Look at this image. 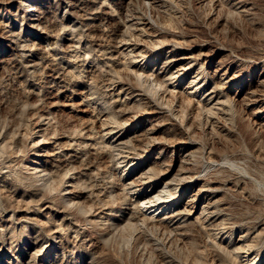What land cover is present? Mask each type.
<instances>
[{
	"label": "rangeland",
	"instance_id": "obj_1",
	"mask_svg": "<svg viewBox=\"0 0 264 264\" xmlns=\"http://www.w3.org/2000/svg\"><path fill=\"white\" fill-rule=\"evenodd\" d=\"M186 143L214 213L164 228L136 202ZM0 264H264V0H0Z\"/></svg>",
	"mask_w": 264,
	"mask_h": 264
},
{
	"label": "bare ground",
	"instance_id": "obj_2",
	"mask_svg": "<svg viewBox=\"0 0 264 264\" xmlns=\"http://www.w3.org/2000/svg\"><path fill=\"white\" fill-rule=\"evenodd\" d=\"M198 64H200L199 59H197L195 56H193L190 53H181V54L177 53V52L172 53L168 57V59L166 60L164 67H163L162 73H165V77L160 78V79L157 78L156 81H157L159 86H162V85L165 86L166 83H168L170 79H177V80L187 79V77L189 76V72L191 70H195L196 67L198 66ZM220 72H221L220 68H215L213 70L207 71L208 75L210 77H212L213 79L217 78L219 76ZM162 73H158L157 76H161ZM201 74L202 73L198 71L197 76L194 79H192V81L190 82V85L198 86L200 83V82H198V80L200 79ZM226 74H227V71L225 73H223L220 78L222 80L226 79L227 78ZM193 75H194V73H193ZM204 87H205V85L199 86V88L202 90L205 89ZM135 95L139 96L141 94H139V92H138ZM207 95H208V97L210 96L209 101L212 102L214 105L217 106V105H220L222 103L219 98H216L213 95L212 92L209 91L207 93ZM253 100H255V99H253ZM258 100H259V98H258ZM250 106H251V104H250ZM150 116L153 117L152 115H150ZM137 120L141 121V119H137ZM148 128L149 129L144 128L145 130H142L140 135H138V137H141L142 136L141 134L144 132V133H147L148 135L151 136V145L147 150H145V153L153 152L156 148L160 147L161 143L163 142L162 140L160 142V140L159 139L157 140L156 139L157 137L154 136L155 135L154 131L156 130V128H154L152 126L148 127ZM143 136H144V134H143ZM120 143H122V142H120ZM163 143H164V145H166L165 142H163ZM187 144L188 143H186L184 145V147L182 149H180L177 154L173 153L174 155L172 158V164H170V165H166L165 157L163 155L165 153L167 147L165 148V146H164L161 148L159 153L157 152V156H156L157 161L155 162V166H160L163 169V170L161 169L160 176L164 177L166 179L165 183H164V187L161 190H156V191L154 190L153 192L148 193L144 199H142L139 202H136V203H139L138 206H140V208L144 211V216L148 220L158 222L160 225L164 226V228L165 227H171V225H174V226L176 225L177 226L176 228H178L179 223H181L182 221H187V220L205 223V222L209 221L210 217L214 213L213 207H214L215 201L213 202L212 200H210V199L206 198V196H204V194L207 192L206 186H201L199 189H197L196 185L198 184L197 183L198 178L196 176H192V173L190 174V172L187 170L188 166L186 167V165L189 164L188 162L194 153V147L192 145H187ZM174 152H176V151H174ZM132 155L138 157L136 159L137 161L136 162L134 161L135 162L134 165L139 163V160L141 159V157H143L142 152L133 153ZM36 156H37V158H40L43 155L42 156L36 155ZM32 163L34 164L35 170H37L40 174L45 172V171L47 172V169L44 168V164L41 160H39V161L33 160ZM177 166L179 168L176 169ZM38 176L41 178H44V175H38ZM151 180L152 179H150V177H143L142 175H140L139 178L134 179L132 184L137 183L138 188L141 190V189H144V187L151 185L152 184ZM195 188L197 190H195ZM189 190L191 192L190 198L187 199V201L185 203L181 204L180 199H181L182 195L185 192H188ZM67 191H69V190H67ZM201 201H202V205L200 208L199 203H201ZM153 209H157V212L153 211ZM240 241L241 240L239 239L236 245L241 244ZM45 245H47V244H45Z\"/></svg>",
	"mask_w": 264,
	"mask_h": 264
}]
</instances>
